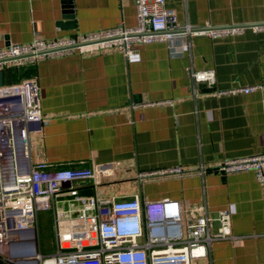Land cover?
Segmentation results:
<instances>
[{"label":"crops","instance_id":"0c3cea01","mask_svg":"<svg viewBox=\"0 0 264 264\" xmlns=\"http://www.w3.org/2000/svg\"><path fill=\"white\" fill-rule=\"evenodd\" d=\"M70 3V5H67ZM179 23L202 26L264 23V0H165ZM72 11L67 21L65 10ZM71 22V23H70ZM133 28V0H0V50L10 44ZM182 39L138 46L141 60L106 49L42 59L12 69L11 84L36 80L42 131L29 136L33 164L69 169L118 162L114 176L80 194L142 201L170 199L183 208L206 206L231 214L237 241L212 244L201 264H264V188L253 172L196 174L139 183L138 172L196 170L264 153V33ZM212 69L216 83L193 82L186 70ZM171 101V104L166 103ZM193 262L192 264H194Z\"/></svg>","mask_w":264,"mask_h":264},{"label":"built area","instance_id":"2783aa9c","mask_svg":"<svg viewBox=\"0 0 264 264\" xmlns=\"http://www.w3.org/2000/svg\"><path fill=\"white\" fill-rule=\"evenodd\" d=\"M136 25L88 34L42 40L34 35L26 44H10L0 50V72L21 68L46 58L77 53L93 54L116 48L128 63H138V46L182 39L181 49L190 51L194 37L210 40L233 38L245 31L264 33V23L227 24L206 22L202 26L179 23L165 0H133ZM195 83L212 87V69L186 70ZM264 88H236L223 94H247ZM166 103L171 104V101ZM45 119L40 108L36 80L0 87V264H192L208 260L210 248L219 241H237L232 234L231 214L222 209L212 215L203 205L183 208L170 199L142 201L132 198L83 196L80 190L97 189L114 176L118 162L78 168H49L33 164L29 136L42 131ZM209 169L228 175L253 172L264 188V153L224 160L214 167L200 164L196 170L180 167L143 171L139 183L196 174ZM50 212L54 250L43 253L38 214Z\"/></svg>","mask_w":264,"mask_h":264},{"label":"rangeland","instance_id":"374dc122","mask_svg":"<svg viewBox=\"0 0 264 264\" xmlns=\"http://www.w3.org/2000/svg\"><path fill=\"white\" fill-rule=\"evenodd\" d=\"M39 239L43 253H49L54 250V231L52 226V215L50 212H40L38 214ZM194 264H201L195 262Z\"/></svg>","mask_w":264,"mask_h":264},{"label":"water","instance_id":"95a60500","mask_svg":"<svg viewBox=\"0 0 264 264\" xmlns=\"http://www.w3.org/2000/svg\"><path fill=\"white\" fill-rule=\"evenodd\" d=\"M67 5H70V3H67ZM70 8L68 7L64 14H65V18L67 21H72L73 20V15H72V11L69 10ZM71 23V22H70ZM11 76H12V71L8 70L6 72H0V87L3 85H10L11 84Z\"/></svg>","mask_w":264,"mask_h":264}]
</instances>
